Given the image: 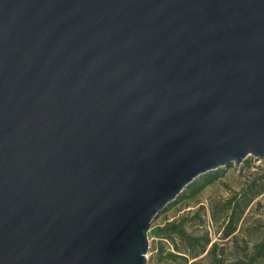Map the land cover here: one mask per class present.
<instances>
[{
  "label": "water",
  "instance_id": "water-1",
  "mask_svg": "<svg viewBox=\"0 0 264 264\" xmlns=\"http://www.w3.org/2000/svg\"><path fill=\"white\" fill-rule=\"evenodd\" d=\"M264 159V0H0V264H147L201 175Z\"/></svg>",
  "mask_w": 264,
  "mask_h": 264
},
{
  "label": "rangeland",
  "instance_id": "rangeland-1",
  "mask_svg": "<svg viewBox=\"0 0 264 264\" xmlns=\"http://www.w3.org/2000/svg\"><path fill=\"white\" fill-rule=\"evenodd\" d=\"M230 166L219 168L222 176L193 200L167 206L152 221L151 229L181 220L187 232L199 239V243L194 244L195 251L204 238L209 237L212 243L218 244L216 254L220 264H264V193L258 194L264 188V159L248 157L241 165ZM247 196L254 199L240 217L235 236L221 241V230L234 204L243 205ZM148 247L147 264H186L185 250L191 246L178 237L161 240L148 234ZM209 248L207 246L206 252L196 259L199 264L212 262L206 255Z\"/></svg>",
  "mask_w": 264,
  "mask_h": 264
},
{
  "label": "trees",
  "instance_id": "trees-1",
  "mask_svg": "<svg viewBox=\"0 0 264 264\" xmlns=\"http://www.w3.org/2000/svg\"><path fill=\"white\" fill-rule=\"evenodd\" d=\"M231 166H235V165H231ZM222 174L223 171L217 169L211 173H206L204 175H201L198 179L194 180L193 183H191L176 198L175 202L169 204L168 206L176 205L178 203L183 202L186 199L193 200L205 188L212 186L214 182L217 179H219L220 176H222ZM261 193H264V188L258 191V194ZM252 197L254 196H247L246 199L244 200L243 205H240L239 203L234 204L230 217L226 225H224V227L221 230V234H220L221 241L229 240L230 238H233L235 236L238 227L237 224L240 220V217L242 216L244 210L248 207L250 202L253 201L254 198ZM149 234H152L161 240H174L175 237H178L183 242L188 243L191 247L190 249L185 250L187 252V256L185 257V260L187 261L186 264H199L198 260L196 259L206 252L207 246H210V248L206 253V255L212 259V262L210 264H220L221 262L219 256L216 254L218 244L216 242L212 243V240L209 237H205L198 250L195 251L197 246H194V244L197 245L199 243V239L195 237L193 234L187 232V229L185 228L183 223H181V220L175 222H167L161 226H157L154 229H150ZM262 245H264V241L262 242Z\"/></svg>",
  "mask_w": 264,
  "mask_h": 264
}]
</instances>
